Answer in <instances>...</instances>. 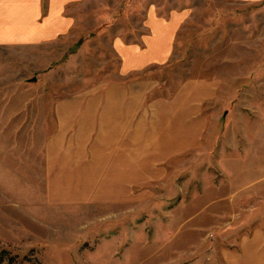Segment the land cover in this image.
<instances>
[{"label":"rangeland","instance_id":"obj_1","mask_svg":"<svg viewBox=\"0 0 264 264\" xmlns=\"http://www.w3.org/2000/svg\"><path fill=\"white\" fill-rule=\"evenodd\" d=\"M120 3L72 39L0 46V264H244L264 231V2L200 0L173 55L131 72L117 32L149 30Z\"/></svg>","mask_w":264,"mask_h":264},{"label":"crops","instance_id":"obj_2","mask_svg":"<svg viewBox=\"0 0 264 264\" xmlns=\"http://www.w3.org/2000/svg\"><path fill=\"white\" fill-rule=\"evenodd\" d=\"M125 1L127 5L125 4L124 15L134 18L139 8L141 13L145 12V21L141 26L145 29L147 27L149 31L135 39L129 37L130 43L126 44L120 41L123 36L121 32H117L118 38L112 49L122 58L121 70L124 72L137 71L152 64H162L173 55L174 50H177L179 31L183 25L196 19L201 4L200 0ZM210 1L224 3L226 7L264 2V0ZM107 6L109 10L115 7L121 9L120 0H0V46L13 42H18L20 46H37L41 42L72 39L74 25H87L89 21L93 24L109 23L110 19L115 17V11H109L108 17L105 18ZM127 35L129 34L125 36ZM122 103L124 104L123 100ZM129 111L130 108L126 113V117L129 115L128 119L133 114ZM119 149L121 154H126L133 152L135 147L129 144L120 146ZM230 185L232 192H225L224 197L215 200L216 204L223 200L227 202L228 198L231 204L233 203L237 189L235 184ZM227 212L228 210L214 211L212 215L222 216L223 213L228 214ZM245 226L248 227L249 222ZM238 246L242 256L240 259L243 258L244 264H264V231L260 227L258 230L254 229L250 235L243 236ZM219 261H222V264H232L233 258L226 253Z\"/></svg>","mask_w":264,"mask_h":264}]
</instances>
